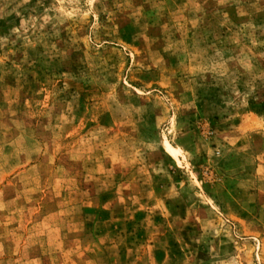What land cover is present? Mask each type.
I'll return each mask as SVG.
<instances>
[{"label":"rangeland","instance_id":"374dc122","mask_svg":"<svg viewBox=\"0 0 264 264\" xmlns=\"http://www.w3.org/2000/svg\"><path fill=\"white\" fill-rule=\"evenodd\" d=\"M0 264H264V0H0Z\"/></svg>","mask_w":264,"mask_h":264},{"label":"bare ground","instance_id":"6f19581e","mask_svg":"<svg viewBox=\"0 0 264 264\" xmlns=\"http://www.w3.org/2000/svg\"><path fill=\"white\" fill-rule=\"evenodd\" d=\"M168 147H169V151H170V153H171L172 155H174V151L172 150L171 146L168 145Z\"/></svg>","mask_w":264,"mask_h":264}]
</instances>
